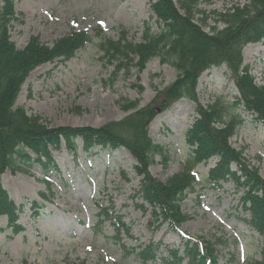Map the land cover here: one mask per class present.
<instances>
[{"label": "rangeland", "instance_id": "1", "mask_svg": "<svg viewBox=\"0 0 264 264\" xmlns=\"http://www.w3.org/2000/svg\"><path fill=\"white\" fill-rule=\"evenodd\" d=\"M156 1L14 0L23 19L13 24L10 38L19 48L32 37L47 46L72 35L92 38L73 47L69 59L35 67L22 83L15 106L50 127L97 128L151 105L157 93L174 80L175 69L158 56L138 61L120 45L142 42L148 28L156 33L151 11ZM172 1L180 12L189 8L205 31L222 28L221 15L249 2ZM108 41L114 43L113 52L107 51ZM243 62L255 82L264 83V40L244 46ZM236 95L224 65L203 72L198 79L196 103L216 104L240 117L228 142L264 180V126L241 108L235 109ZM194 109L193 101L179 99L157 110L147 125L149 137L160 146L148 173L161 182L186 175L192 184L182 192L179 209L184 218L177 231L162 220L158 210L157 217L150 213L137 195L140 177L128 153L117 152L106 160L101 153L89 156L78 147L74 157L62 144L53 153L58 173L46 176L34 164L2 175L3 187L22 210L16 224L19 229L0 217V264H188V258H182L184 243L193 240L210 245L215 264L257 261L264 238L244 220L250 215L244 190L228 177L209 182L216 158L196 162L184 142ZM229 115L223 117L224 123ZM230 169L239 176L235 163ZM39 191L49 199L43 200Z\"/></svg>", "mask_w": 264, "mask_h": 264}, {"label": "trees", "instance_id": "2", "mask_svg": "<svg viewBox=\"0 0 264 264\" xmlns=\"http://www.w3.org/2000/svg\"><path fill=\"white\" fill-rule=\"evenodd\" d=\"M239 7L232 6L229 12L221 15L225 22L223 28L206 32L193 19L189 8L185 7L180 12L172 0L153 2L151 11L156 19V33L148 28L143 42L121 44L120 48L137 57L138 61L158 56L162 63H168L175 69L176 77L157 93L151 105L134 110L122 120L97 128H70L48 126L37 115L15 106V100L26 76L35 67L69 59L73 47L82 40L92 41L91 38L72 35L47 46L32 37L19 48L10 38V29L14 23H22V15L15 10L13 0H0V216H6L11 228L19 229L16 224L22 206H17L9 197L2 185V174L6 170L26 169L34 164L46 176L58 173L53 152L59 150L63 143L76 156L78 140L82 150L89 155L95 148L107 154L119 148L128 151L135 159L134 168L140 176L137 195L148 204L150 213H155L156 217L159 213L173 229L178 228L184 218L179 209L182 192L186 188L191 189L192 184L186 175L161 182L148 173L160 146L149 137L147 125L157 110H165L178 99L186 98L195 103L196 115L184 133L190 155L196 162L216 158L215 167L209 170V182L216 183L228 177L241 186L243 201L248 204L246 209L250 214L244 220L264 238V180L248 167L228 142L238 122H241L240 117L225 113L216 104L204 107L196 103L199 76L213 67L225 65L237 89L233 101L235 109L241 108L264 126V83L258 85L254 82V76L243 63L242 56V48L246 44L264 40V0H249ZM113 44L105 43L109 46L107 51L113 52ZM225 114L229 115L228 123L223 122ZM219 124L224 126L219 127ZM232 163L236 164L239 176L230 169ZM217 186L220 187L219 183ZM39 195L48 199L43 192ZM34 212L36 216L40 209ZM183 250L182 258L187 257L188 264H215L212 249L207 243L186 241ZM176 257L181 258L177 253ZM250 264H264V245L260 258Z\"/></svg>", "mask_w": 264, "mask_h": 264}]
</instances>
